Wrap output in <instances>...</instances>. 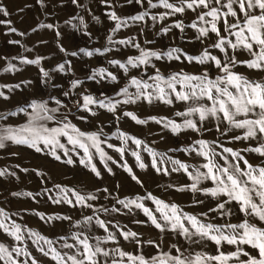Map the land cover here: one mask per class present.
<instances>
[{"label": "rangeland", "instance_id": "1", "mask_svg": "<svg viewBox=\"0 0 264 264\" xmlns=\"http://www.w3.org/2000/svg\"><path fill=\"white\" fill-rule=\"evenodd\" d=\"M152 2L158 3V0H152ZM169 2L175 4L174 0H169ZM0 6L8 12L6 16L0 13V92L8 97V99L0 97V115L7 116V119L0 120V126L15 128L25 125L28 116L19 112L18 109L25 107L32 100H49L48 107L54 108L57 106L49 98L55 97L63 104L56 114L57 121L66 119L82 132L102 133L100 136L102 141L107 138L106 143L100 144V148L106 154L103 160L89 142L92 164L100 173L99 176L80 163L81 158L87 159L83 150L79 147L73 148L65 137H59L60 143L64 144L65 148L56 149V154L61 157L60 160H56L50 150L44 148L43 145H40L43 150L36 152L26 145L6 141L5 146L0 148V171L6 170L5 175L0 176V210H3L9 217V221L20 225L22 230L30 229L53 241L61 236H69L73 232H83L93 238H104L108 233L94 222L90 225L73 227L77 221H83L86 216L98 215L100 219L107 222L109 231L116 236L115 242L109 241L103 245L108 250L118 247L126 253L143 255L149 260L161 252H171L172 255H176L173 245L181 248L185 255L196 252L217 254L216 245L212 242H205L203 246L190 244L176 233L160 232L151 225L142 210L135 207L131 210L124 209L116 201L117 199L144 197L151 193L169 205L176 204L185 213L200 217L205 223H239L243 215L238 212V206L234 203L226 206L232 209L233 214L230 216L222 217L216 212H210L209 209L216 207L217 200L200 192L193 193L187 187L193 181L182 169L174 171L173 169L178 168V165L173 164L172 161L185 164L189 172L193 169L204 172L206 169L201 166L207 161L195 151H183L182 149L198 148L195 141L200 139L210 143L219 139L225 147H231L234 150L243 149L249 143L255 146L256 142L233 141L230 143L231 136L241 134V130H233L228 136L222 137L216 131L217 122L215 120L206 121L204 129L207 130H202L200 133L185 130L173 134L170 127L165 128L162 124L149 119L151 117L166 118L182 124L186 118L178 117L175 113L185 111L187 105L176 101L174 94L171 97L173 99L171 105L160 101H153L149 104L140 100L135 104L119 105L115 113L95 105L89 106L91 111L80 107L83 104V96L91 95L97 100L114 97L115 93L123 88L131 77L147 79V75L155 72V68L148 67L147 75H143L145 71L143 68H130L125 74L118 65L110 64L111 60L124 63L129 57L139 56V49L131 44L124 46L109 43L110 35L115 41L131 40L132 44L138 43L143 49L161 53L173 48L180 49L183 55L179 60L168 59L166 56L160 60L152 59V64L159 68L165 77L181 71L189 74L202 73L207 65H200L194 61L189 63L185 55L199 56L205 48H208L213 55L218 56L219 50L212 51L214 48L210 47L214 40L210 39L204 45L197 44V36H191L190 27H187L186 19L181 17V13L169 14L170 10L162 6L150 8L149 0H142L139 4L135 0L131 2L129 0H106V2L105 0H77L75 4L72 0H43V6L38 0H0ZM145 11L148 15L144 20L129 19ZM199 11L201 10H196L195 22H198ZM109 13H115L122 20H127V25L113 33L115 22L109 18ZM161 16L164 18L161 19ZM152 17L156 19L153 20ZM178 22L184 25V30L179 29V39L176 41L174 24ZM46 25L53 27L48 28ZM165 28L169 29L166 33L163 31ZM11 29H15V32ZM187 33L190 41L186 40ZM9 41L18 43H9ZM61 47L65 51L62 52ZM105 48L110 50L103 52ZM80 49L92 51L93 55L86 56L80 52ZM97 50L100 51L97 52ZM73 52L77 55H71ZM101 52L103 54H100ZM24 58L29 60L40 58V64H25L22 62ZM249 58L246 52V55L244 53L240 59ZM9 64L14 65L15 70L5 71ZM60 64L65 65L63 72L57 70ZM41 68L49 73L46 83L42 82L44 78L40 72ZM100 68L115 75L117 80L112 82L110 78L101 79L100 77L89 79L93 70ZM208 70L213 78L218 74L214 67ZM234 70L253 80L264 79V73L248 70L243 66ZM74 80H79L81 83L77 88L72 89L71 82ZM17 85L19 87H16ZM177 90H180L179 85H177ZM129 91L135 92V89L130 88ZM66 92L69 95L65 96ZM116 99L122 98L116 97ZM125 111L134 113L139 119L147 120L148 123L136 124L123 115ZM12 112H16V115H8ZM117 116L120 117L119 120ZM190 118L198 120V117ZM46 126L55 127L57 124L46 122ZM120 132L141 140L142 145L138 147L131 140L124 141L118 135ZM108 145H113V147ZM116 148L124 149L123 156L116 151ZM65 150H67V155ZM152 152L156 153L155 157L151 154ZM133 153L139 154L140 161L145 164L144 169L138 166ZM242 154L254 165L261 159L255 153ZM69 158L72 159V164L64 162ZM215 159L220 164L224 163L219 157ZM153 160L156 161L157 168L161 169L160 172L152 166ZM125 164L132 169L141 184L131 179L123 168ZM165 171L167 174H164ZM182 187L186 190H176ZM199 187L211 188L214 185L211 180H204ZM61 188L72 189L81 195L96 196L97 199L89 201L94 208L72 207L63 202L55 203L54 200L65 195L60 191ZM24 193H31V196L24 195ZM67 196L74 199L70 192ZM195 201H203V203H195ZM142 203L151 210L156 207L151 200H144ZM113 206L119 208L120 212L97 211L101 207L110 210ZM201 213H208L207 218L201 216ZM41 214L45 218L69 216L71 220L46 222L45 219H41ZM155 215L159 217V213ZM252 222L264 227L258 220ZM113 225H119L120 230L125 232H135L138 236L135 239L125 240ZM24 235L27 248L37 259L38 264H54L50 257L37 251L32 240L28 239L26 231ZM137 240L141 243H137ZM148 241L155 243L149 244ZM90 242L95 241L93 239ZM0 244L11 248L15 241L0 231ZM155 245H159V248ZM56 247L58 250L67 251V249H59L58 244ZM245 248L256 254L255 250L247 246ZM222 250L234 251L235 246L225 244ZM242 259L246 258L242 257ZM108 264H111V259Z\"/></svg>", "mask_w": 264, "mask_h": 264}, {"label": "snow or ice", "instance_id": "2", "mask_svg": "<svg viewBox=\"0 0 264 264\" xmlns=\"http://www.w3.org/2000/svg\"><path fill=\"white\" fill-rule=\"evenodd\" d=\"M38 2L43 6V0H38ZM72 2L75 4L77 0H72ZM135 2L139 4L142 3V0H135ZM161 6L170 10L169 14L201 9L198 22H193L189 27L197 30V39L202 41L205 38L211 39L210 33H214L216 39L210 47L218 49L223 56L213 55L208 48H205L199 56L185 55V59L189 63L194 61L200 65H207V68L200 74H189L181 71L165 77L161 74L159 68L152 64V59L160 60L166 56L168 59L179 60L183 55L180 49L173 48L168 52L161 53L143 49L138 43L132 44L131 40L115 41L110 35L108 37L109 43H118L124 46L131 44L139 49V56L129 57L124 63L111 60L109 61L110 64L118 65L125 74L128 73L130 68H143L145 70L143 75H147L146 69L148 67L155 68V72L152 75H147V79L131 77L128 83L115 93L114 97L97 100L91 95L83 96V104L80 107L91 111L89 106L95 105L106 109L108 112L115 113L119 105L135 104L140 100H144L149 104L153 101H160L171 105L173 103L171 97L174 94L176 101L184 102L187 105L185 111L175 113L178 117L186 118L182 124H177L166 118H149L158 124H162L165 128L170 127L173 134L185 130L200 133L202 130H207L204 129V123L211 120L217 122L216 131L222 137L228 136L233 130H241V134L232 135L229 142L255 141V146L249 143L243 149L234 150L231 147H225L219 142V139L211 143L200 139L195 141V144L199 146L198 148L182 149L183 151H195L207 161L201 166L206 169L204 172L199 169H193L192 172H189L188 166L180 161H172V163L178 165V168L173 169L174 171L182 169L193 181L190 186H187L193 193L200 192L217 200L216 207L209 209L210 212H216L222 217L230 216L233 214L232 209L226 206L234 203L238 206V212L243 215L242 221L225 224L205 223L200 217L185 213L176 204L169 205L151 193L144 197L138 196L135 199H117L116 203L124 209L131 210L132 207H135L142 210L151 225L160 232L170 231L176 233L177 236L183 237L190 244L203 246L205 242L210 241L216 245L217 254L215 255L204 252L185 255L181 248L173 245L176 255H172L171 252H161L158 256H153L149 260L143 255L137 256L126 253L118 247L113 250L105 249L103 245L109 241L115 242L116 236L109 231L107 222L100 219L98 215L86 216L83 221H77L73 227L90 225L94 222L108 233L106 237L93 238L83 232H73L69 236H61L53 241L30 229L22 230L20 225L14 221H9V217L3 210H0V231H3L15 241L11 248L0 244V262H3V264H29V262L30 264H38L37 259L32 256L25 243V231L28 239H31L33 245L36 246L37 251L46 257H50L54 264H108L109 259H111V264H264V227L257 226L256 223L252 222L258 220L261 225H264V79L253 80L234 70L243 66L248 70L264 73V0H180L179 6L170 3L169 0H158V3L149 0L150 8ZM0 13L5 16L8 15L3 6H0ZM108 15L115 22L113 33L119 31L122 26L127 25V20H122L115 13H109ZM147 15L148 12L145 11L129 19L142 21ZM229 17L232 19L230 20ZM160 18L163 19L164 17L161 16ZM152 19L155 20L156 17H152ZM221 21L223 22V29L217 27V24ZM46 27L52 28L53 26L46 25ZM174 27L181 31L184 30V25L179 22L175 23ZM168 30L167 28L163 29L165 33ZM11 31L15 32V29H11ZM57 35L59 36L58 32ZM229 37L233 39H229ZM9 43L18 42L9 41ZM60 50L65 51L63 47ZM109 50L105 48L103 52ZM99 51L97 50V52ZM80 52L89 57L93 55L92 51H86L85 49H80ZM103 52L100 54H103ZM242 52H247L250 58L239 59L237 53ZM71 55L75 56L77 53L73 52ZM22 62L39 65L40 58L33 60L24 58ZM212 67L218 72L214 78L210 76L208 70ZM13 70H15V66L11 64L5 69V71ZM57 70L63 72L65 65H58ZM40 72L44 78L42 82L46 83L49 73L43 68L40 69ZM96 77L101 79L110 78L112 82L117 80L115 75L108 73L104 68L93 70L89 79H95ZM80 83L79 80L72 81L71 88H77ZM177 85H179V91ZM16 87H19V85ZM130 88H134L135 92H130ZM64 95L67 96L69 93L66 92ZM0 97L8 99L3 92H0ZM116 97L122 99H116ZM49 99L57 107L49 108V100H32L25 107L18 109L19 112H23L28 116L25 125L15 128L0 126V148L5 146L6 141H10L13 144L26 145L36 152H41L43 149L40 145H43L44 148L50 150L56 160H60L61 157L56 154V149L65 148L59 140V137H65L68 143L73 145V148L79 147L83 150L87 159L81 158L80 163L99 176L100 173L92 164L89 142L103 160L106 158V154L100 148V144L106 143L107 138L102 141L100 140L102 133L82 132L70 122H67L66 119L57 121L56 114L63 107V104L55 97ZM8 115H16V112ZM123 115L139 125L148 123L147 120L139 119L131 112L125 111ZM190 117H198V120ZM3 119H7V116L0 115V120ZM117 119L119 120L120 117L117 116ZM46 122H56L57 126L47 127ZM221 125H224V127H221ZM118 135L124 141L131 140L138 147L142 145L141 140L126 133L120 132ZM108 146L113 147V145ZM116 151L123 156V148H116ZM245 152L255 153L261 159L254 165L242 154ZM65 154L67 155V150H65ZM151 154L154 157L156 156L154 152ZM133 155L136 156L138 166L144 169L145 164L140 161L139 154L133 153ZM216 157H219L224 163H218ZM64 162L67 164L73 163L71 158ZM152 166L156 168L157 172L161 171L157 168L155 160H153ZM123 168L133 181L141 184V181L133 174L132 169L127 164L123 165ZM109 171L111 170L109 169ZM5 172L6 170L0 171V176L5 175ZM164 174H167V171ZM204 180H211L214 187L200 188L199 185ZM169 187L173 186L169 185ZM176 190L184 191L186 189L182 187ZM60 191L65 195L54 200L55 203L63 202L72 207L94 208V205L90 204L89 201L97 199L96 196L91 194L81 195L72 189L61 188ZM69 192L74 199L68 198L67 193ZM24 195L31 196V193H24ZM144 200H151L156 206L155 209L151 210L146 207L142 203ZM195 203H203V201H195ZM97 211L118 213L120 209L115 206L110 210L101 207ZM155 213H159V217ZM200 215L207 218L208 213H201ZM41 219L51 222L52 220H71V217L55 216L45 218L41 214ZM6 221H9V223H6ZM113 227L120 231V235L125 240L135 239L138 236L135 232L120 230L119 225H113ZM93 239L95 242H90ZM137 243L141 242L137 240ZM148 243L154 244L155 242L148 241ZM57 244L59 249H67V251L58 250ZM225 244L235 246V250L223 251ZM155 246L159 248V245ZM245 246L255 250L256 254L246 250ZM21 257L24 259H20ZM242 257L246 259H242Z\"/></svg>", "mask_w": 264, "mask_h": 264}, {"label": "crops", "instance_id": "3", "mask_svg": "<svg viewBox=\"0 0 264 264\" xmlns=\"http://www.w3.org/2000/svg\"><path fill=\"white\" fill-rule=\"evenodd\" d=\"M174 3H175V5H177V6H179V4H180V0H174ZM196 10H199V9H196ZM196 10L195 11H193V10H186L185 12L186 13H181V17H184L186 20V23L188 24L187 25V27H189V23H190V25L193 23V22H195L194 21V18L196 17ZM201 10V9H200ZM200 12L201 11H199V13H198V15L200 14ZM177 14V13H176ZM229 19L231 20L232 18L231 17H229ZM200 26H205V25H200ZM217 27L218 28H221V29H223V22L221 21L220 23H218L217 24ZM191 28V27H190ZM189 28V30H190V32H192V34H191V36H198V32H197V30L196 29H193L192 28V30ZM187 32H189V31H187ZM179 29L178 28H176L175 29V40L177 41L178 39H179ZM210 37H211V40H214L215 41V39H216V37H215V34L214 33H210ZM229 39H233L232 37H229ZM186 40L188 41H190V37H189V35H188V33H187V37H186ZM208 40H210V39H207V38H205V39H203V41L202 40H200V39H198V41H197V44H199V45H204L205 43H206V41H208ZM217 51V49H212V51ZM244 53H245V55H246V52H242V53H237V55H238V57H239V59L240 58H242L243 57V55H244ZM218 56L219 57H222L223 56V54L222 53H218Z\"/></svg>", "mask_w": 264, "mask_h": 264}]
</instances>
